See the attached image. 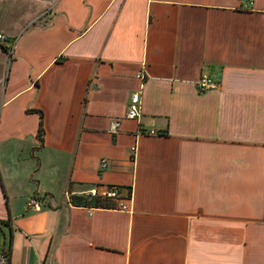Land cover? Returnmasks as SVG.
I'll list each match as a JSON object with an SVG mask.
<instances>
[{
  "label": "crops",
  "instance_id": "obj_1",
  "mask_svg": "<svg viewBox=\"0 0 264 264\" xmlns=\"http://www.w3.org/2000/svg\"><path fill=\"white\" fill-rule=\"evenodd\" d=\"M0 34L13 263L264 264V0H0Z\"/></svg>",
  "mask_w": 264,
  "mask_h": 264
},
{
  "label": "built area",
  "instance_id": "obj_2",
  "mask_svg": "<svg viewBox=\"0 0 264 264\" xmlns=\"http://www.w3.org/2000/svg\"><path fill=\"white\" fill-rule=\"evenodd\" d=\"M6 41H9L7 36L4 34H0V44H4ZM9 49L12 50L14 47V41L10 42ZM142 80L145 79V75L140 73L138 75ZM198 86L202 90L213 89L219 86V81L211 78L208 75H203L200 80L198 81ZM127 118L129 119H136L139 120L142 116V91L139 90L132 94L127 113ZM117 123L114 124L116 127ZM150 134H158L157 129H151L148 131ZM90 196H99L101 198H106L114 202L111 207H114L117 210L124 211V212H132V192L129 191L128 193L123 192L120 186H110L103 192H99L97 189H94L90 192ZM41 201L38 197H33L29 200L28 206L36 205L39 206ZM5 226V228H9L8 225L2 223L0 221V230ZM6 244V242H5ZM0 264H26L24 262L13 263L11 261V253H10V245L9 247L5 245L4 247L0 246Z\"/></svg>",
  "mask_w": 264,
  "mask_h": 264
},
{
  "label": "trees",
  "instance_id": "obj_3",
  "mask_svg": "<svg viewBox=\"0 0 264 264\" xmlns=\"http://www.w3.org/2000/svg\"><path fill=\"white\" fill-rule=\"evenodd\" d=\"M5 48V46H3ZM6 49V48H5ZM43 134H44V129L42 126V122L40 125V130H39V138L43 140ZM73 203L79 204V205H97V206H111V203L109 199L106 198H101L99 196H85V195H79V196H73ZM2 223L6 224L8 222L1 221Z\"/></svg>",
  "mask_w": 264,
  "mask_h": 264
},
{
  "label": "rangeland",
  "instance_id": "obj_4",
  "mask_svg": "<svg viewBox=\"0 0 264 264\" xmlns=\"http://www.w3.org/2000/svg\"><path fill=\"white\" fill-rule=\"evenodd\" d=\"M10 244H11V231L9 228H5L4 226L2 230H0V246L4 247L5 245H7L9 247Z\"/></svg>",
  "mask_w": 264,
  "mask_h": 264
}]
</instances>
